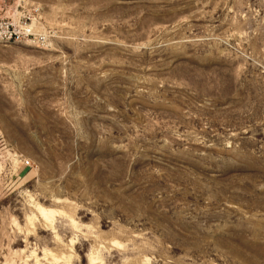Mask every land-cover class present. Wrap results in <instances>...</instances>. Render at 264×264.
Listing matches in <instances>:
<instances>
[{
    "label": "rangeland",
    "instance_id": "rangeland-1",
    "mask_svg": "<svg viewBox=\"0 0 264 264\" xmlns=\"http://www.w3.org/2000/svg\"><path fill=\"white\" fill-rule=\"evenodd\" d=\"M0 23V264H264V0Z\"/></svg>",
    "mask_w": 264,
    "mask_h": 264
},
{
    "label": "built area",
    "instance_id": "built-area-1",
    "mask_svg": "<svg viewBox=\"0 0 264 264\" xmlns=\"http://www.w3.org/2000/svg\"><path fill=\"white\" fill-rule=\"evenodd\" d=\"M31 36H33V33ZM19 37L20 35L14 32L10 27L4 26L2 23H0V38L1 39L13 40Z\"/></svg>",
    "mask_w": 264,
    "mask_h": 264
},
{
    "label": "bare ground",
    "instance_id": "bare-ground-1",
    "mask_svg": "<svg viewBox=\"0 0 264 264\" xmlns=\"http://www.w3.org/2000/svg\"><path fill=\"white\" fill-rule=\"evenodd\" d=\"M51 213H54V212H51V210H45V209H41L40 208V215H41V219L45 222H49L50 219H52L51 217ZM51 217V218H50Z\"/></svg>",
    "mask_w": 264,
    "mask_h": 264
}]
</instances>
